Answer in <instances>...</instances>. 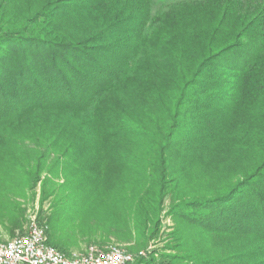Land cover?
<instances>
[{
	"label": "trees",
	"instance_id": "1",
	"mask_svg": "<svg viewBox=\"0 0 264 264\" xmlns=\"http://www.w3.org/2000/svg\"><path fill=\"white\" fill-rule=\"evenodd\" d=\"M27 141L88 192L139 176L143 241L171 202L132 264H264V0H0V148Z\"/></svg>",
	"mask_w": 264,
	"mask_h": 264
},
{
	"label": "rangeland",
	"instance_id": "2",
	"mask_svg": "<svg viewBox=\"0 0 264 264\" xmlns=\"http://www.w3.org/2000/svg\"><path fill=\"white\" fill-rule=\"evenodd\" d=\"M167 1L162 0L163 3ZM159 3L162 4L161 1ZM46 148L42 141H27L14 150L16 161L7 160V151L0 148V243L19 236L28 221L36 219L49 223L51 236L57 230V235L51 237L50 242L67 249L68 253L82 252L91 244L84 229L92 228L96 231L95 236L99 235L97 240L103 235L109 239L103 244L92 245H117L133 255L163 250L174 227L169 214V200L163 204L158 233L154 238L143 241L137 229L141 217L136 210L138 197L134 195L143 185L139 176L135 173H113L109 167V172L103 176L106 189L101 191V195L88 192L80 177L61 173L60 159L50 156ZM39 159L42 173L39 182L32 186L28 179L37 170L36 161ZM16 219L22 226L12 233ZM126 229L132 231L131 237Z\"/></svg>",
	"mask_w": 264,
	"mask_h": 264
},
{
	"label": "built area",
	"instance_id": "3",
	"mask_svg": "<svg viewBox=\"0 0 264 264\" xmlns=\"http://www.w3.org/2000/svg\"><path fill=\"white\" fill-rule=\"evenodd\" d=\"M47 229L45 222L28 221L22 234L0 243V264H132L146 256L117 245H89L82 252L63 253L48 244Z\"/></svg>",
	"mask_w": 264,
	"mask_h": 264
},
{
	"label": "snow or ice",
	"instance_id": "4",
	"mask_svg": "<svg viewBox=\"0 0 264 264\" xmlns=\"http://www.w3.org/2000/svg\"><path fill=\"white\" fill-rule=\"evenodd\" d=\"M25 243H28V241H25Z\"/></svg>",
	"mask_w": 264,
	"mask_h": 264
}]
</instances>
